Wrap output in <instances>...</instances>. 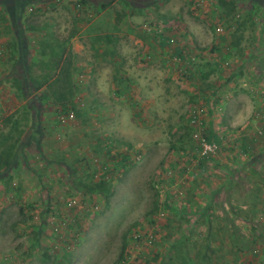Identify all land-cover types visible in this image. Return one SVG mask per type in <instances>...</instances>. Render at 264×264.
Instances as JSON below:
<instances>
[{
  "label": "rangeland",
  "instance_id": "1",
  "mask_svg": "<svg viewBox=\"0 0 264 264\" xmlns=\"http://www.w3.org/2000/svg\"><path fill=\"white\" fill-rule=\"evenodd\" d=\"M97 1L109 0H14L12 17L0 5V138L22 142L11 191L0 183V264H161L181 238L193 262L208 238L210 264H264V0H232L253 24L218 59L216 0ZM153 31L192 49L190 64ZM47 41L70 50L66 112L15 88L26 73L52 75ZM210 122L218 151L203 160ZM109 147L133 166L109 196L83 194L112 166Z\"/></svg>",
  "mask_w": 264,
  "mask_h": 264
},
{
  "label": "trees",
  "instance_id": "2",
  "mask_svg": "<svg viewBox=\"0 0 264 264\" xmlns=\"http://www.w3.org/2000/svg\"><path fill=\"white\" fill-rule=\"evenodd\" d=\"M39 1V0H35ZM88 1L90 0H78L76 4V9L80 10V6L84 4H88ZM13 2L14 0H0V5L3 7L4 11L7 12V14L12 17L10 14H13ZM111 0H109L107 3H100L97 1V3H100L101 8H107L110 5ZM242 2V0H241ZM196 3V2H195ZM92 4V3H91ZM198 6V4L196 3ZM213 9L211 10V14H215L217 12V19L219 23L226 22L227 27L225 28L224 33H221L217 36L216 42L211 46L210 52L215 53L217 59L222 56L223 51H230L231 49H235V46L237 45L238 40L241 38V34L246 28V25L251 26L253 24V15L245 14L241 15V12L237 9V4L234 3V1L229 0H216V4H212ZM93 6V5H92ZM38 12V10H37ZM151 35L153 36L154 40L157 41V44L160 48H168L171 51V57L178 59V61H181L182 63H185V65L190 64V59L192 57V49L189 47H180L177 41L173 39V37H169L168 35L160 34L156 31L151 32ZM17 41H15V46H17ZM43 46V49L48 50V62L45 64L48 69L52 70V75H43L41 77L33 78L28 73L21 75V77H24L23 81H20L19 79H15V88L18 92L22 94V96H26L28 94H35L34 98L37 100H44V102H50L53 105H59L61 109L66 112L68 109V105L70 106L71 99L73 96V86L71 83V54L70 50L64 46L63 43L59 42H50L47 41L41 43ZM19 49L18 47H15ZM218 65V64H217ZM206 66V65H204ZM209 66V65H208ZM30 68H27L26 72H29ZM191 75H184V77L187 80H190ZM207 75H204V78H206ZM44 90L43 93L37 97L36 94L40 91ZM120 95H126L128 98L131 99L129 95V91L118 93ZM208 103V101H207ZM133 107H135L133 105ZM213 111V110H212ZM208 113L210 114V110L208 109ZM196 116H191V119ZM264 118V115H262ZM190 119V123H191ZM192 124V123H191ZM204 139L208 143H215L219 145V141L217 140L216 134L212 128V123H209V128L207 131L205 130V133H203ZM4 138H0V183H2L5 186V192L11 191V169L14 162V158L16 156V152L18 149V146L20 143L17 140H14V143L9 146H5V140ZM255 142V141H253ZM246 143H243L240 146V150L244 152V154H248L249 148L246 146ZM252 148V146H251ZM231 151H234L231 149ZM106 155L108 156V160L111 167L105 168L104 177H102L98 182L94 183V185L90 186H84L82 188L83 194H102L104 197H107L110 195V182L114 178V174H122L125 173L130 167L134 164V158L128 151H112V148H107ZM203 160H206L202 158ZM261 179L264 181V168L261 171ZM257 174V173H255ZM259 176V175H257ZM8 181V182H6ZM167 207V205H166ZM21 211V210H20ZM174 215L175 211H172ZM208 208L203 210L202 215L204 216L207 214ZM201 215V214H200ZM150 225L154 223V221H149ZM140 235V234H138ZM138 239L134 240L135 242H141L143 241L142 235H140ZM206 238L204 244L201 246V249H196L195 255H194V262L188 257L187 254L183 252V249L185 248V244L187 243L186 238H181L179 241H177V247L178 249L175 251L174 255L172 257H167V262L162 261L161 264H210L211 259L213 256V249L210 246V241ZM154 242V239L152 237L151 243ZM126 243L122 245L121 252L119 254V258L124 259V257H127L125 253L126 249ZM195 247V246H194ZM196 248V247H195ZM182 249V250H181ZM181 254H183V261L179 263L178 259H180ZM121 262V261H120Z\"/></svg>",
  "mask_w": 264,
  "mask_h": 264
},
{
  "label": "built area",
  "instance_id": "3",
  "mask_svg": "<svg viewBox=\"0 0 264 264\" xmlns=\"http://www.w3.org/2000/svg\"><path fill=\"white\" fill-rule=\"evenodd\" d=\"M197 122H198L197 117H193L191 119L192 124H196ZM258 134H260V132ZM198 147H199V154H200L201 158H204V159L213 158L218 151V146L215 143H208L204 139L203 136L198 138ZM139 237H141V236L137 234L135 236V240L138 239ZM151 239H152V237H147L145 240H143L141 242L142 243L146 242L148 244H151ZM136 242H138V241H136Z\"/></svg>",
  "mask_w": 264,
  "mask_h": 264
},
{
  "label": "crops",
  "instance_id": "4",
  "mask_svg": "<svg viewBox=\"0 0 264 264\" xmlns=\"http://www.w3.org/2000/svg\"><path fill=\"white\" fill-rule=\"evenodd\" d=\"M243 107L244 106H242V108L240 109H237L236 111H235V114H234V116H236L235 117V119L237 118V117H240V115H242V111H243ZM234 118V117H233ZM231 120V119H230ZM246 127H247V125H246ZM16 139H19L17 136H16ZM22 144V142L20 141V145ZM18 197V196H17ZM20 197H22V196H20ZM20 197H18V198H20Z\"/></svg>",
  "mask_w": 264,
  "mask_h": 264
}]
</instances>
